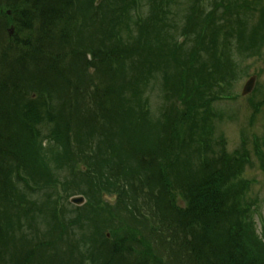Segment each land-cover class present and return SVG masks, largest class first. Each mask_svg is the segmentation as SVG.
Instances as JSON below:
<instances>
[{
	"label": "trees",
	"instance_id": "trees-1",
	"mask_svg": "<svg viewBox=\"0 0 264 264\" xmlns=\"http://www.w3.org/2000/svg\"><path fill=\"white\" fill-rule=\"evenodd\" d=\"M169 1L148 22L141 0H0V264H264V223L257 232L238 179L250 155L215 134L236 76L231 25L202 9L176 42ZM156 73L169 87L154 116ZM59 188L86 198L74 216ZM105 197L126 211L123 236L104 233Z\"/></svg>",
	"mask_w": 264,
	"mask_h": 264
},
{
	"label": "rangeland",
	"instance_id": "rangeland-1",
	"mask_svg": "<svg viewBox=\"0 0 264 264\" xmlns=\"http://www.w3.org/2000/svg\"><path fill=\"white\" fill-rule=\"evenodd\" d=\"M142 1V16L146 18V20L154 19V15L157 14V1L155 0H141ZM235 3L234 9L232 6L228 4V0H216L212 2L211 0H201L198 3V0H170L167 11L169 15L166 16L167 21H170L171 24L174 23V30L171 31V35L176 38V42L181 41V30L186 25H191L193 21L200 20L198 18H194L193 14L198 13L202 9V15H211L215 16L216 22L217 20L220 23V27L224 28L231 25L232 33L230 37V41L235 45L232 48V57L234 64V70L231 69V74H235V77H227V83L229 90L236 94V100L234 101H224L218 102L216 105L219 110V116L222 119L214 120V124L217 127L216 130V139H220L225 137L226 139V152L227 154L235 153L239 150L240 154L242 153V148L245 147L246 153L250 155L249 163L245 164L246 169L243 170L238 179L241 181H248V192L245 193V199L243 196V200L246 205L256 204V208L254 211L255 215L252 216L253 224L257 226V232H259L260 225L264 221V167L261 164V159H257L254 157L257 146H255V142L253 140V135L261 138L264 137V0H233ZM200 14V13H198ZM201 15V16H202ZM243 27H241V26ZM197 26V25H196ZM241 31V32H240ZM136 37V36H135ZM221 41L219 42V46L221 48ZM246 45L250 47V50L243 55L241 52L240 45ZM232 67V68H233ZM175 68V67H174ZM175 71L180 72L175 68ZM168 73L171 72L169 69L166 71ZM167 73V74H168ZM233 73V74H232ZM166 74V75H167ZM164 77V79H163ZM250 77H255V95L250 98L248 96H243L241 90L243 86L247 83ZM168 78L156 73L154 77L151 78V83L148 85V89L145 91L144 97H146L149 102V108H151V115L157 116L158 109L164 103V87H169V85L165 82ZM96 80V78H94ZM87 82L89 83L90 80ZM87 83V84H88ZM89 85H93L89 83ZM88 85V86H89ZM189 86H187L188 88ZM252 101V102H251ZM253 103L259 107V110L254 112L252 108ZM256 106V107H257ZM180 109V108H179ZM181 110V109H180ZM250 117H253L252 123H249ZM208 118L205 120L208 123ZM185 124V122H184ZM94 135L98 132L99 123L94 125ZM190 128V127H188ZM204 128V126H203ZM197 132V131H196ZM99 133V132H98ZM130 133L128 132L127 135ZM134 132L132 134L134 136ZM245 137V144L242 142V136ZM97 136V135H96ZM95 136V137H96ZM99 138L94 141V148L97 149L99 144ZM71 142H74V138H71ZM47 140L42 142V148L47 150V148H52L53 146H47ZM107 145V144H106ZM76 143H72L71 147L73 150L78 151ZM198 150V148H197ZM196 150V151H197ZM96 150L95 152H97ZM200 156H195L192 158L198 163V158ZM82 165V162L78 164V169ZM131 168V166H130ZM78 171V170H77ZM73 173V172H72ZM67 170L64 168L62 172V178L64 182L71 181V177L67 176ZM78 176V173L75 174ZM79 178V176H78ZM82 186H84L85 190H87V185L84 182H81ZM59 193L60 203L62 205H67V200L69 201L70 197L64 194V190L62 188L57 191ZM38 196L35 194L34 190L31 194V198L33 201H37ZM80 196V195H73ZM57 197V196H56ZM114 202H110L108 199H105V203L107 205L104 206V211L108 213L105 218L104 223H108L106 226V232L109 233V239H114L117 236H123L126 231H129L131 228L130 224L124 222L126 211H120L119 206L115 205V198H110ZM110 205V206H109ZM74 207V206H73ZM72 206H68L67 216H74L72 213ZM241 210V208H240ZM147 215V212L145 213ZM97 218V217H95ZM93 219V218H92ZM98 219V218H97ZM146 222L143 225H138V232L141 233L142 237H146L147 232L149 230L148 226V215L146 216ZM99 222V220L97 221ZM110 222V223H109ZM100 224V222H99ZM112 237V238H111ZM154 250L161 257H165L167 252L165 250H161V253L158 251L157 246H152ZM139 248V247H138ZM141 248H139L138 253H140ZM136 251V250H135ZM167 261V258H166ZM163 262H165L163 260ZM176 264L180 263V260L177 259L175 261ZM166 264V263H165ZM171 264V263H170Z\"/></svg>",
	"mask_w": 264,
	"mask_h": 264
},
{
	"label": "water",
	"instance_id": "water-1",
	"mask_svg": "<svg viewBox=\"0 0 264 264\" xmlns=\"http://www.w3.org/2000/svg\"><path fill=\"white\" fill-rule=\"evenodd\" d=\"M11 32H12V29H11ZM252 86H253V82H252V80L248 83V85H247V87L245 88V90H244V94H248V92L251 90V88H252ZM71 203L72 204H74V205H76V206H81V204H83L84 203V198L83 197H81V198H72L71 199Z\"/></svg>",
	"mask_w": 264,
	"mask_h": 264
}]
</instances>
